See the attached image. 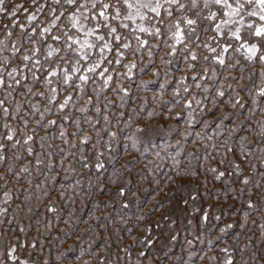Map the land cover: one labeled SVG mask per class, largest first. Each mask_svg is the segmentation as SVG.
I'll use <instances>...</instances> for the list:
<instances>
[{
  "label": "snow or ice",
  "instance_id": "snow-or-ice-1",
  "mask_svg": "<svg viewBox=\"0 0 264 264\" xmlns=\"http://www.w3.org/2000/svg\"><path fill=\"white\" fill-rule=\"evenodd\" d=\"M0 264H264V0H0Z\"/></svg>",
  "mask_w": 264,
  "mask_h": 264
},
{
  "label": "rangeland",
  "instance_id": "rangeland-1",
  "mask_svg": "<svg viewBox=\"0 0 264 264\" xmlns=\"http://www.w3.org/2000/svg\"><path fill=\"white\" fill-rule=\"evenodd\" d=\"M237 58H239L241 60V63H244L243 57L240 54H237ZM151 106V105H149ZM165 140L168 139L167 136L163 137ZM157 143H159V141H157ZM123 157H121V160L119 161L120 163L123 162ZM186 163V162H185ZM63 175V174H62ZM126 175V174H125ZM84 183H87V177H85ZM190 186L189 185H179V184H171L166 188H163L159 194V196L157 197V199L159 200V204L157 205L156 208V213L157 215H159L160 211H164L165 209L169 210V214L172 215L173 219H178L179 222H183L181 218V207H173V205H176V202L180 199V197L182 196H186L187 195V190ZM209 190L211 191L212 189V181L209 178V184H208ZM134 190V189H133ZM62 191V190H61ZM201 191L203 192V188H201ZM56 193H53V197L55 198ZM207 198V197H206ZM213 199H216V194L213 193L212 196ZM87 208H91L90 204H87V202L85 201V204L82 205L80 198L77 197L76 198V203L75 204H70L67 205V208L69 210L75 209L76 210V214L78 216L80 215H86V212L83 211L84 207ZM61 207H65V205L61 204ZM156 217H149V219H155ZM104 221L101 220V223H103ZM55 223V221H54ZM161 223L163 224L164 222L161 221ZM61 224H63V221H61ZM255 230V229H254ZM58 236V231L54 230L52 232V234L48 237V240L53 244V246L55 247L56 245L60 244L61 240H63V234H59V239L57 238ZM85 243H87V241H85ZM47 249V245L45 246Z\"/></svg>",
  "mask_w": 264,
  "mask_h": 264
}]
</instances>
